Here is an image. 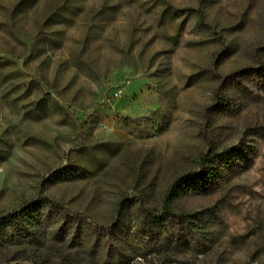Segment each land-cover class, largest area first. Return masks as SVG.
<instances>
[{"label":"rangeland","instance_id":"obj_1","mask_svg":"<svg viewBox=\"0 0 264 264\" xmlns=\"http://www.w3.org/2000/svg\"><path fill=\"white\" fill-rule=\"evenodd\" d=\"M20 1L0 0V61H12L0 66V215L43 190L108 223L120 199L158 207L202 155L228 150L221 179L177 201L204 238L185 234L196 248L171 264H264V0H76L73 20L52 27L54 0ZM74 230H52L64 256L120 246L85 232L74 243Z\"/></svg>","mask_w":264,"mask_h":264},{"label":"trees","instance_id":"obj_2","mask_svg":"<svg viewBox=\"0 0 264 264\" xmlns=\"http://www.w3.org/2000/svg\"><path fill=\"white\" fill-rule=\"evenodd\" d=\"M36 0H21L18 4L23 11L29 4ZM78 1V0H77ZM76 0H54L49 8L45 25L52 27L59 25L62 21H72L68 14L78 11ZM163 14L173 18L176 16L174 7L166 2L163 5ZM200 18L204 14L196 9H189ZM8 27L13 22H5ZM16 37L24 46V41L29 36L25 33ZM47 39V45L57 42L55 34ZM12 61H0V66ZM235 156L233 151L215 153L210 151L202 155L200 159V170L189 172L176 178L167 188L163 199L158 207L146 206L138 200L122 198L118 201L114 217L108 223H99L84 213L71 211L59 200L43 193L26 200L20 207L11 213L0 215V257L11 255L14 260H34L38 264H128L137 259L146 264L156 262L157 264H171L175 262V255L181 248H191L184 235L198 236L197 241L204 238L201 231L202 217L198 213L178 211L177 201L191 193L201 189H208L212 180H220L223 172L220 167L229 166L231 159ZM72 175L71 172H55L53 176L62 179ZM52 176V177H53ZM47 183H42L45 188ZM138 204L139 210L129 213L134 205ZM66 227L75 228L73 242L84 244L79 241L82 233L87 238H109L119 237L120 246L107 240L106 251L99 252L91 248L88 257H82L79 253L72 257L64 256L61 248L57 245L63 241L62 236L53 228L63 230ZM136 242L137 248L129 247ZM127 248L125 251L121 249ZM196 250V249H195ZM117 251L118 257H114ZM176 264V263H175Z\"/></svg>","mask_w":264,"mask_h":264}]
</instances>
